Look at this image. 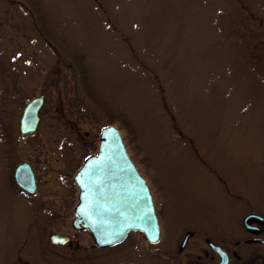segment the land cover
<instances>
[{
    "label": "rangeland",
    "instance_id": "rangeland-1",
    "mask_svg": "<svg viewBox=\"0 0 264 264\" xmlns=\"http://www.w3.org/2000/svg\"><path fill=\"white\" fill-rule=\"evenodd\" d=\"M36 94L47 100L31 140L16 132ZM71 99L88 117L82 132L121 128L131 156L176 215L214 193L219 181L206 173L210 167L222 168L232 184H242L245 170L258 172L250 177L257 182L264 168V0H0V264L12 263L34 210V198L11 184L17 163L48 158L39 195L70 180L53 137L73 130L53 112ZM32 250L38 262L35 243Z\"/></svg>",
    "mask_w": 264,
    "mask_h": 264
},
{
    "label": "flooded vegetation",
    "instance_id": "flooded-vegetation-1",
    "mask_svg": "<svg viewBox=\"0 0 264 264\" xmlns=\"http://www.w3.org/2000/svg\"><path fill=\"white\" fill-rule=\"evenodd\" d=\"M43 96L41 121L47 100ZM84 112L83 104L74 99L69 101L68 107H56L53 112L54 120L62 119L73 130L69 135L52 138L62 151L65 150L63 161L66 159L71 169L65 167L61 172L70 180L66 179L64 185L39 195V168L49 162L47 157L42 161L39 155L22 160L33 169L35 190L28 191L15 183L13 173L11 184L18 192L29 193L34 198V210L14 259H9L11 264H264V168L257 182L250 177L258 172L245 170L242 184H232L233 179L228 183L222 168L206 169L212 179L219 181L218 184L214 182V193L211 190L213 194L210 196L194 198L178 215L173 212V206L167 210L165 200L158 196L154 181L144 175L159 221V234L152 237L141 229H129L119 241L102 244L96 241L89 228L76 226L73 220L81 190L74 180L76 173L72 172L77 164L84 163L85 158L97 152L100 143V133L88 130L84 133L79 127V123L88 118ZM16 134L32 135L28 139L37 140L34 134L40 133L38 130L22 133L18 127ZM14 137L17 138L16 135ZM6 142L12 146L19 145L18 142ZM32 143L35 146L38 144ZM83 149L85 157L80 154ZM61 159L60 156L55 157V161L60 162ZM133 160L136 162L135 158ZM69 215H72L71 220ZM56 221L60 226L55 224ZM34 243L35 250L40 253L38 262L31 259Z\"/></svg>",
    "mask_w": 264,
    "mask_h": 264
},
{
    "label": "water",
    "instance_id": "water-1",
    "mask_svg": "<svg viewBox=\"0 0 264 264\" xmlns=\"http://www.w3.org/2000/svg\"><path fill=\"white\" fill-rule=\"evenodd\" d=\"M43 99L42 95H36L26 104L20 132L37 130ZM125 146L119 128L112 124L102 127L99 153L87 158L74 179L81 187L74 224L88 227L102 244L119 241L130 228L142 229L148 237L159 234L149 187ZM15 173L19 185L31 191L35 189L34 172L28 164L19 165ZM82 205L86 210H82Z\"/></svg>",
    "mask_w": 264,
    "mask_h": 264
},
{
    "label": "snow or ice",
    "instance_id": "snow-or-ice-1",
    "mask_svg": "<svg viewBox=\"0 0 264 264\" xmlns=\"http://www.w3.org/2000/svg\"><path fill=\"white\" fill-rule=\"evenodd\" d=\"M14 59H15V57H14ZM29 63H30V61H29ZM81 183L83 184V180H81ZM84 187L87 188L88 185L84 184ZM85 197H87V193H85ZM81 207H82V210H86L83 205Z\"/></svg>",
    "mask_w": 264,
    "mask_h": 264
}]
</instances>
